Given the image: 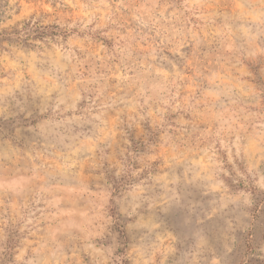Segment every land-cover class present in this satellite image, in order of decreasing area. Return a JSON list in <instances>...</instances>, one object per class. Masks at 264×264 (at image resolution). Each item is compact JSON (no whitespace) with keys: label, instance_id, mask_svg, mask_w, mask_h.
<instances>
[{"label":"rangeland","instance_id":"obj_1","mask_svg":"<svg viewBox=\"0 0 264 264\" xmlns=\"http://www.w3.org/2000/svg\"><path fill=\"white\" fill-rule=\"evenodd\" d=\"M0 264H264V0H0Z\"/></svg>","mask_w":264,"mask_h":264}]
</instances>
